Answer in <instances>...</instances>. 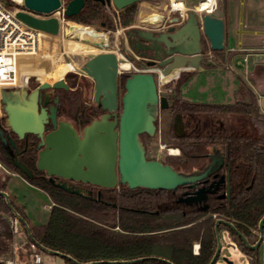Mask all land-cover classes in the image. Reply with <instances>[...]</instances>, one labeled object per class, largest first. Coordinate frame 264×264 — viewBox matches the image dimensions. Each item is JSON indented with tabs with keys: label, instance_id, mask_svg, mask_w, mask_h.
<instances>
[{
	"label": "water",
	"instance_id": "obj_1",
	"mask_svg": "<svg viewBox=\"0 0 264 264\" xmlns=\"http://www.w3.org/2000/svg\"><path fill=\"white\" fill-rule=\"evenodd\" d=\"M93 1L121 10L140 0ZM24 4L31 11L50 13L59 8L60 0H24ZM84 6L85 0H71L67 6V16L77 15ZM16 16L34 29L53 36L59 35L60 24L57 17L39 19L24 11L17 12ZM156 29V27L152 30L136 28L127 32L132 52L123 49L122 53L126 55L130 64L135 65L133 58L129 56L130 52L138 55L139 50L151 53L149 56L146 53L140 56L149 58L153 62L143 64L140 71L128 75L125 81V92L121 98H119L117 83L120 65L116 53H99L83 65L81 71L95 82V102L107 113L101 120H95L87 126L82 134L71 122L58 121L55 107L50 112L44 108L39 111L40 90L50 87L68 89L64 78L53 85L43 83L30 94L25 93L22 99L16 98L12 101L7 99L6 89L2 90L8 126L21 141L27 140L29 136L35 138L34 144L38 151L37 168L41 172H46L50 182L57 188L85 197L91 191L76 186L73 182L90 184L102 189H115L123 185L132 190L137 188L174 190L180 186L206 180L212 175L215 178L219 177L217 172L223 163L222 155L219 159L212 156L213 162L206 170L185 174L161 161L148 159L141 136L154 137L156 135L159 113L162 109L169 107L168 98L159 94L155 72L166 78L185 69H200L201 63L208 59L203 39L208 42L212 51L224 50L225 22L213 14H198L192 11L178 29L173 26H170L166 32H157ZM73 30L74 27L69 26L67 33L70 35ZM131 37H135V44H132ZM99 45L103 46V44ZM156 62H158L156 69L148 68ZM181 119V115H178L177 120L181 121ZM49 124L52 125L51 131ZM0 140L6 150L11 153L1 129ZM19 154L20 152L17 151V155ZM13 161L27 178H34L32 170L23 162L15 158ZM55 177L61 178L62 181L56 183ZM226 181L228 178L226 180L221 177L209 187L199 189L194 197L181 198V201L203 203L201 209L206 210L208 194H216L221 184ZM0 195L5 197L12 214L32 236L28 222L12 206L9 194L1 191ZM100 195L99 192V197ZM229 195L230 186L226 192V196ZM221 224L237 230L231 222L223 219L216 221L217 248L210 264H216L220 257L222 244L219 227ZM258 231L259 239L254 245L250 244L240 232L237 233L250 249L259 250L264 235V217L260 221ZM42 249L76 262L66 254L44 247ZM153 259L173 264L162 258L153 257ZM138 261H98L87 264H134ZM224 261L226 264H233L227 259Z\"/></svg>",
	"mask_w": 264,
	"mask_h": 264
},
{
	"label": "trees",
	"instance_id": "obj_2",
	"mask_svg": "<svg viewBox=\"0 0 264 264\" xmlns=\"http://www.w3.org/2000/svg\"><path fill=\"white\" fill-rule=\"evenodd\" d=\"M5 1L11 10L19 7L12 1ZM104 7L93 0H85L81 12L69 19L90 26L92 22L103 19ZM203 65L205 68L213 67L207 61ZM190 77V74H183L167 87L172 88L170 102L173 114L193 119L198 129L182 140H177L172 131L171 137L176 140L173 146L180 148L181 155L170 156L166 164L177 171L190 173L206 165L207 154L213 145L226 146L229 197L211 198L207 210L186 215L181 210L175 222L170 224L162 216L128 209L131 206L129 194L138 190L122 188L119 209H113L53 186L45 178L37 176L36 155L29 150L27 153L34 160L19 158L34 173V178H27L15 166L0 140L1 162L45 191L55 203L48 223L35 226L30 224L24 207L10 197L12 206L30 225L32 236L21 224L31 245L36 244L39 251L44 247L66 254L76 261L66 259L67 264L133 260H139L134 264H169L153 257L169 260L173 264H210L217 248L216 221L223 219L233 223L237 230L221 224L220 232L228 231L233 244L250 260L256 258L258 250L250 249L237 232L254 245L264 217V113L256 93L246 83H242L237 90L234 103L189 101L183 97L182 88ZM31 140L35 141V138L32 136ZM8 180V177L0 178V192H6ZM134 201L138 204L139 200L134 198ZM6 214L15 219L5 197L0 195V261L6 260L13 252V225ZM173 228L176 230L162 232ZM195 243L200 244L197 255L193 253Z\"/></svg>",
	"mask_w": 264,
	"mask_h": 264
},
{
	"label": "rangeland",
	"instance_id": "obj_3",
	"mask_svg": "<svg viewBox=\"0 0 264 264\" xmlns=\"http://www.w3.org/2000/svg\"><path fill=\"white\" fill-rule=\"evenodd\" d=\"M178 1H183L188 8H194L200 2V0H174V3H177ZM172 2L173 0H140L139 2L121 10L115 8L114 6H105L103 19L101 21L92 22L90 26L79 24L70 20L72 23H70L71 26L74 27V30L70 35L67 33V27L59 36L46 38L45 46L38 54L27 55L22 60L20 64L18 82L16 84H8L6 87H0V117L2 120L5 122L6 118L5 112L1 106V92L4 88L18 87L32 90L42 83H52L54 81H58L65 78L66 74H68V70L70 68L69 63L73 64L76 68H82L89 59L99 53L114 52L119 55V64L127 62L124 58H120L121 54L125 55L122 53V47L123 43L127 39V32L135 28L150 29L154 26L157 27L159 25L155 24L168 15L170 17H179L180 13L178 11H172ZM219 2L220 4L223 3L222 0ZM190 12H192V10L188 11L186 14L188 15ZM146 16H155V19L159 18V21L155 22V24L143 22ZM161 23L162 22H159L160 25H162ZM81 26L93 29L95 32L101 34L100 36H97L99 38H104L105 36V40L102 43L103 46L92 42L89 43L88 41L79 38L82 31ZM126 49L130 50L128 46ZM205 49L206 55L208 56V59L206 60L207 62L212 64L210 62L211 58H217V63L221 62L224 50L212 51L208 42H206ZM49 63H51L52 66L48 71ZM120 70L123 71V69ZM138 71H140V68L132 69L128 72L135 73ZM155 75L157 78L159 94L165 97L169 96L170 90L166 86V82H168L170 77L162 79L160 78V74L155 73ZM29 81H32L34 86L28 85ZM226 83L227 81L220 75L219 72L213 74L211 73V75H205V73H203L198 75L195 80L188 85L191 87V92H188L186 87L185 96L192 99L194 97L192 95L193 91L205 88L208 90V93L211 94L213 91L216 92L218 87L219 90L225 89ZM226 87L228 88L229 85ZM239 98L241 97L239 96ZM215 99L217 98H212L209 101H216ZM223 102L233 103L235 100L234 98H229ZM173 119L174 117L171 115L169 110L160 111L156 135L154 137H149L147 135L142 137V142L150 160L167 162L170 156H178V153H171V149H177L173 146L176 140L171 138V136H168L169 129L173 124ZM0 164L2 165V168L0 169V172H2V174H0V178H2V176H7V172L15 173L13 170L5 166L1 160ZM5 170H7V172H4ZM7 191L9 192L10 197L17 204L26 207L28 212V214H26L28 215L31 225L42 226L48 223L52 210V200L48 194L40 189L32 187L23 181V179L18 177L10 178V181L7 183ZM5 216L12 223H15V219L12 215L6 214ZM220 234L222 246L220 257L216 264H226L224 261L225 259L233 262V264H253L252 262H256V264H264L263 245L260 246L256 258L250 260L246 254H244L235 244L232 243L228 231L223 230ZM34 252H38L41 255L43 260L42 264H67L66 259L59 255L52 254L43 249L39 251L38 248H32L27 239L24 227L19 224V232L14 234L13 252L6 259L18 258L19 260H22L24 264H30L29 261L33 260L31 254Z\"/></svg>",
	"mask_w": 264,
	"mask_h": 264
},
{
	"label": "flooded vegetation",
	"instance_id": "obj_4",
	"mask_svg": "<svg viewBox=\"0 0 264 264\" xmlns=\"http://www.w3.org/2000/svg\"><path fill=\"white\" fill-rule=\"evenodd\" d=\"M181 17H182L181 15L179 17H171L167 21V27L164 28L163 30H157V32H166L170 26H173L176 29H178L180 27L178 26V24L181 23ZM131 40H132V44H135V37H131ZM125 42L127 43V46L131 51V44H129L128 34H127V39ZM125 42L123 43L122 50L127 48ZM202 42L205 48L206 46L205 39H203ZM131 52L129 56L133 58V63L135 64L134 67L137 69L139 68L141 69L143 64L147 65L148 63L153 62V60L149 58H142L140 56L142 53H146L148 56L151 53L144 52L143 50H139L138 55H135ZM206 57L208 56L206 55ZM157 66H158V62L154 63L151 66H148V68L156 69ZM120 67H121V64H120ZM155 73H158V72H155ZM129 74L131 73L119 71V75L117 79L119 98H121V96L125 92L123 91V88H125V81ZM182 76H183V73H174L172 76H170V79L166 83V86L170 83H175ZM64 79H65L66 84L68 85V89H53L52 87H50L47 89L40 90L39 96H38L39 111L42 108H44L48 112H50V110L53 107H55L57 109L58 121L71 122L75 126L77 131L80 134H82L83 130L87 126L91 125L95 120H101L107 112L102 110V108L99 107V105L95 102V82L91 78L86 76L81 71V68H76L75 72H68V74H66V77ZM56 82L57 81H54L49 84L53 85ZM123 83H124V86H123ZM28 85L34 86L32 81H29ZM40 85L36 86L32 90L25 89V88H18V87L17 88L7 87L5 88L6 89L5 95L7 99H10L11 101L16 98L22 99L25 93L30 94L35 89H37ZM169 90H170V95L167 96L169 100V107L167 109H162L161 111L169 110L171 115L174 117L172 127H170L169 132H168V136L169 137L172 136L171 133L173 131L178 138L177 140H182V139H185L187 136L195 133L198 129V124L193 119L185 117L181 114H173L172 109H171V102H170L172 88H169ZM3 99H4L3 93L1 92V106L5 112ZM5 115H6L5 122L0 117V129L3 131L5 138L9 144L10 150H11V153L9 151L7 152L10 154L12 158H15V159L28 158V159L34 160V157L31 154L27 153V151L29 150L35 153L36 160H37L38 151L35 148L36 144H34V140H31L32 136H29L28 139L24 141L19 140L18 136L8 126L6 112H5ZM178 115H181L182 117L181 121L177 120ZM48 127L50 128L49 130L51 131L52 125L49 124ZM143 136L144 135L141 136V141H142ZM176 148H177L176 150L178 153L177 155L178 156L181 155L180 148L179 147H176ZM23 150H26V151L24 153H21ZM17 151L20 152L19 155H17ZM220 155H222L223 157V163L217 172V175H219L218 178H215L214 175H212L206 180L199 181L192 185L180 186L174 190H149L145 188L133 189V190H138V191L132 192L129 194L131 206L128 209H130L131 211L138 210V211L148 212L152 216H162L165 218L167 222L172 224L175 222V218L181 214V210H183L182 212L183 215H186L189 212H196L198 210L203 211L201 209L204 205L203 203H196L195 201H193V203H188L186 201H181V198L186 199L192 196L194 197L196 192L199 189L203 187H209L210 185L218 181L219 178L221 177H224L226 180L228 178V181L221 184V187L216 194H208L207 206L209 208V201L211 198L225 199L226 197H229V196H226V192L229 187V171L227 170L228 148L226 146L222 144L213 145L210 148L209 153L207 154L206 165L200 170H193L192 172L185 173V174H191L197 171L202 172L206 170L209 167V165L213 162L212 156H214L216 159H219ZM36 160H35V166H36L35 173L38 174L37 176L43 177L48 182H50L49 177H47L46 172H41L38 170L37 165H36ZM161 162L165 165H169V164H166V161L164 162L161 161ZM55 180H56V183H59L62 181V179L59 177H55ZM73 184L91 191V193L86 194L84 198H88L90 200H93L94 202H97L99 204H102L106 207H110L113 209H119V200L122 194L121 190L122 188L127 187V186L119 185L115 189H102L96 186H92L90 184H82V183H77V182H73ZM99 192L101 193L100 197H99ZM134 198L139 200L138 204L135 203ZM214 217L216 218V216ZM173 230H176V228L165 230L162 232H169Z\"/></svg>",
	"mask_w": 264,
	"mask_h": 264
},
{
	"label": "crops",
	"instance_id": "obj_5",
	"mask_svg": "<svg viewBox=\"0 0 264 264\" xmlns=\"http://www.w3.org/2000/svg\"><path fill=\"white\" fill-rule=\"evenodd\" d=\"M214 2L215 0L202 1V3L198 5V10L201 5L204 9H212ZM222 2V4L218 2V8L213 15L222 18L225 22L226 39L223 51L225 56L223 55L220 63L216 62L217 58H211L210 62L213 65L212 68H205L203 61L200 69L198 70H182L180 73L191 75L189 81L182 88L183 97L192 102L229 103L223 101L229 98H234L236 101L237 90L242 83H246L256 93L260 109L264 113V0H226V2L222 0ZM174 8L177 7H173L174 11L177 9L184 11L186 6L184 4L183 7L177 9ZM186 17L187 14L185 13L181 17V23L178 24V26H181V24L186 20ZM155 18V16H146L143 22L155 24V22L159 21V18ZM170 18L171 17L168 15L162 19L163 21L160 19L161 21L159 22H162V25H160L159 22L155 24L159 25L156 27V30H163L166 28L167 21ZM153 28H155V26ZM153 28L146 30H152ZM217 72H219L220 75L227 81L225 89L219 90L218 87L216 92L213 91L209 94L208 90L205 88L193 91L192 95L194 97L192 99L185 96L186 87L187 91L191 92V87L188 85H190V83L195 80L198 75L203 73H205V75H211V73L213 74ZM228 85L229 87L227 88L226 86ZM212 98L217 99H215L216 101H209ZM1 168L2 165L0 169ZM4 172H7V170ZM7 173V176H2V178L8 177V182L10 181V178L18 177L23 179V181L32 187L39 189L38 187L30 184L20 174ZM0 174H2V172H0ZM40 190L43 191L42 189ZM6 192L9 194L7 189ZM54 204L55 203L52 201V206ZM24 210L25 213L28 214L26 207H24ZM196 244L199 243H195L194 245Z\"/></svg>",
	"mask_w": 264,
	"mask_h": 264
},
{
	"label": "built area",
	"instance_id": "obj_6",
	"mask_svg": "<svg viewBox=\"0 0 264 264\" xmlns=\"http://www.w3.org/2000/svg\"><path fill=\"white\" fill-rule=\"evenodd\" d=\"M9 1L16 3L19 7L15 10H11L7 7L5 0H0V87H6V85L8 84H16L19 79L20 64L24 57L27 55L38 54L45 46L46 38L57 37L26 25L24 22L17 18V12L24 11L39 19H49L52 17H57L60 24L59 35L65 31V28L71 26V21L66 14L67 6L70 0H60L59 8L50 13L31 11L25 7L24 0ZM202 1L211 0H200L198 5H200ZM218 2L219 0H215L212 5V9H205L204 11H199L198 5H196L194 8H188L185 5L186 8L184 11H176H178L181 16L191 10L195 11L198 14H214L218 8ZM173 3L174 0L171 4L172 11H174ZM182 3L184 2L182 1ZM117 56L119 58V55ZM121 57L129 62L126 55L121 54L120 58ZM69 66L70 68L68 72H75L76 67L71 63H69ZM120 69L121 68L119 67L120 72H128L132 69L137 68L131 65V68L129 70L122 71ZM160 78L164 79L165 77H162V75H160ZM19 224L21 225L19 220L15 218V223H12L14 234L19 232ZM261 245H263L264 247V235ZM31 247L37 249L36 244H32ZM199 252L200 244L194 245V254L197 255L199 254ZM31 257L33 258V260L29 261L30 264L43 263L42 257L38 252L32 253ZM0 262V264H24V262H22V260H19L18 258H9L6 260H1Z\"/></svg>",
	"mask_w": 264,
	"mask_h": 264
},
{
	"label": "bare ground",
	"instance_id": "obj_7",
	"mask_svg": "<svg viewBox=\"0 0 264 264\" xmlns=\"http://www.w3.org/2000/svg\"><path fill=\"white\" fill-rule=\"evenodd\" d=\"M183 5H184V3H182L181 1H178L177 3H173V7H177V8L183 7ZM177 8H174V9H177ZM204 10L205 9L201 5L199 11H204ZM81 27H82V31L80 33L79 38L84 39V40L88 41L89 43L92 42V43L97 44V45L102 44L103 41L105 40V36H104V38L97 37V36H100L101 34L95 32L93 29L86 28V27H83V26H81ZM73 37H75V36H73ZM23 64H25V63H23ZM51 66H52V64L49 63L48 71H49ZM130 67H131V64L129 62L128 63L125 62V63H121V67L120 68L123 69V70H127V69H130ZM171 153L175 154V153H177V150L171 149ZM0 167H1V165H0Z\"/></svg>",
	"mask_w": 264,
	"mask_h": 264
}]
</instances>
